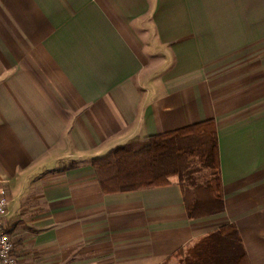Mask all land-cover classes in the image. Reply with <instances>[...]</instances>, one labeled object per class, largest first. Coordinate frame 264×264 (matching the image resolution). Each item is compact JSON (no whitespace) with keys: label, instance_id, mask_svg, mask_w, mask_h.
I'll list each match as a JSON object with an SVG mask.
<instances>
[{"label":"crops","instance_id":"0c3cea01","mask_svg":"<svg viewBox=\"0 0 264 264\" xmlns=\"http://www.w3.org/2000/svg\"><path fill=\"white\" fill-rule=\"evenodd\" d=\"M213 120L221 213L92 159ZM0 188L17 264H164L233 223L264 264V0H0Z\"/></svg>","mask_w":264,"mask_h":264},{"label":"trees","instance_id":"16d2710c","mask_svg":"<svg viewBox=\"0 0 264 264\" xmlns=\"http://www.w3.org/2000/svg\"><path fill=\"white\" fill-rule=\"evenodd\" d=\"M215 122L204 120L182 129L134 137L92 159L104 192H126L160 186L176 177L187 217L202 218L224 209ZM211 178L197 181L196 172ZM233 223L200 237L174 264H249ZM166 264V263H164Z\"/></svg>","mask_w":264,"mask_h":264},{"label":"built area","instance_id":"2783aa9c","mask_svg":"<svg viewBox=\"0 0 264 264\" xmlns=\"http://www.w3.org/2000/svg\"><path fill=\"white\" fill-rule=\"evenodd\" d=\"M8 205V197L5 189L0 188V264H17L13 253V240L4 229V216Z\"/></svg>","mask_w":264,"mask_h":264},{"label":"rangeland","instance_id":"374dc122","mask_svg":"<svg viewBox=\"0 0 264 264\" xmlns=\"http://www.w3.org/2000/svg\"><path fill=\"white\" fill-rule=\"evenodd\" d=\"M197 175V181L204 182L207 178H211L210 171L208 169H202L200 171L196 172ZM178 259H173L166 264H174L177 262Z\"/></svg>","mask_w":264,"mask_h":264}]
</instances>
